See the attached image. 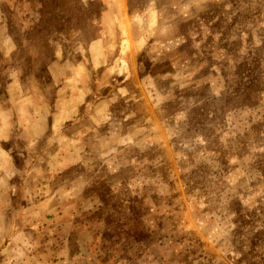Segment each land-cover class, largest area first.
<instances>
[{"label":"rangeland","instance_id":"374dc122","mask_svg":"<svg viewBox=\"0 0 264 264\" xmlns=\"http://www.w3.org/2000/svg\"><path fill=\"white\" fill-rule=\"evenodd\" d=\"M0 264H264V0H0Z\"/></svg>","mask_w":264,"mask_h":264}]
</instances>
